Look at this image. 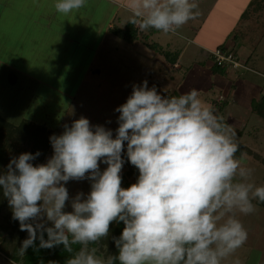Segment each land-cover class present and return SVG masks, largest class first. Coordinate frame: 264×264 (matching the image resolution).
I'll list each match as a JSON object with an SVG mask.
<instances>
[{"label":"clouds","instance_id":"1","mask_svg":"<svg viewBox=\"0 0 264 264\" xmlns=\"http://www.w3.org/2000/svg\"><path fill=\"white\" fill-rule=\"evenodd\" d=\"M114 3L141 32L175 33L198 15L194 0ZM86 5L53 2L63 16ZM115 111V135L80 117L50 136L53 153L46 162L34 163L39 151L25 152L0 172L12 219L28 234L19 255L62 245L72 254L65 264H223L248 238L238 216L251 214L253 201L264 202V185L255 184L253 170L236 155L233 127L196 89L166 96L147 80L134 84ZM125 155L139 173L127 188ZM84 180L90 191L70 196L66 185ZM120 222L121 234L112 237L117 254L98 256L89 245L107 239Z\"/></svg>","mask_w":264,"mask_h":264},{"label":"rangeland","instance_id":"2","mask_svg":"<svg viewBox=\"0 0 264 264\" xmlns=\"http://www.w3.org/2000/svg\"><path fill=\"white\" fill-rule=\"evenodd\" d=\"M4 1L1 2L4 3ZM6 1L9 2V0ZM200 1L196 9L198 13L196 19L182 26L181 31L194 37V32L197 30L195 27L198 28L205 21H207L205 23L207 28H211L210 24L213 23L214 15L209 16L208 11L212 4L216 3L214 14L217 15L216 13L222 10L229 11L231 18L226 20V25L220 28L218 35H213V39L221 41V36L231 31L229 36L222 40L221 43H224L232 34L237 33L240 36L241 61L247 64L250 60L248 67L258 71L257 76L264 75V11L258 16L252 15L251 18L241 21L237 11L246 9V0ZM105 2L98 0V10L96 14L88 12L91 15L89 18L83 16V9L93 10L94 4L92 7L89 5L78 11V14L74 16L77 18L69 29L70 34L69 27L63 26L65 22L55 27V31L60 32L55 40L51 37L45 41L41 40L43 32L33 28L14 30L16 36L10 37H8V29L2 30L0 57L6 56L5 60L14 67L25 65L26 68L34 71L36 78L45 81L43 83L52 81V87L47 88L35 81L30 82V85L17 84V87H21V92H13L14 86L1 88L0 115L14 124H18L22 119H28L38 125L45 124L49 129L58 130L57 135L63 132L65 125L85 117L92 125H104L112 129L115 135L119 116L115 109L126 102L134 84L139 85L147 80L151 88L155 86L156 81L160 84L156 86L157 90L166 96H173V94L179 96L191 89H196L200 98L212 105L218 116L223 119L227 117L226 124L233 127L236 132L238 145H242L252 153L251 155L244 151L245 153L242 154L245 165L253 170L252 180L258 186L264 185V163L261 160L264 159V108L262 110L259 108L258 111L248 108L240 115L232 110L231 112L240 119L230 118L226 109L232 107V102L225 109L224 106L227 104L225 100L218 101L217 98L225 93L227 99V93H233V89L231 86L222 89L221 86L219 88L214 85L218 80L207 72L213 61L212 63L210 60L202 62L199 56L203 55L197 47L175 36L177 33L164 34L155 31L149 33L146 39H139L134 44L128 43L119 38L114 33V29H109L111 12L108 10L109 5ZM9 13H6L7 18ZM116 24L122 26L118 22ZM228 24L230 26L234 24L231 30L227 27ZM66 27L68 36L79 41L72 44L68 52H66L67 46L63 45L67 36L62 33ZM148 44L163 47L164 50L171 52H176L180 48L185 49L180 61L182 69L172 72L165 66L160 52L150 48ZM97 69L101 71L98 73ZM227 72L239 74L240 71ZM208 74L209 77L206 76ZM172 75L176 78H172ZM257 78L260 83L250 87L246 86L245 79L240 77L242 84L239 85V92L243 93L245 88L249 94L260 93L259 91L264 89V77ZM245 95L248 96V94ZM262 102L264 106V100ZM20 150L22 152L16 153L13 157H18L25 152L30 153L31 147L23 145ZM52 153L51 146L42 163L46 162ZM105 167L106 165L101 164V170ZM126 173L125 163L121 176ZM66 187L70 196H75L77 192L87 194L90 191V182L88 180L70 181ZM253 204L255 207L251 214L238 216L247 230V241L223 264H236L237 261L238 264H264V207L259 205L258 201H253ZM66 210L70 211V206ZM11 215L12 211L7 202L0 215V225L5 224L7 217ZM1 241L0 239V243ZM96 254L106 258L107 246L96 248ZM0 264L14 263L0 252Z\"/></svg>","mask_w":264,"mask_h":264},{"label":"crops","instance_id":"3","mask_svg":"<svg viewBox=\"0 0 264 264\" xmlns=\"http://www.w3.org/2000/svg\"><path fill=\"white\" fill-rule=\"evenodd\" d=\"M1 1L2 0H0V31H1L0 39L3 38V33H2L3 29L9 30L8 37H10V36H16V32L14 30H22V29L30 30L33 28L35 30H40V32H43L41 34V40L44 39L45 41L49 39L50 37L52 40H55V38H57L60 33L58 31H55V27L60 26L61 24H63V22H65V25L63 24V26L69 27L68 28V32H69V29L71 28L73 21L75 20V18H77V17L74 18V16L78 14V12H74L68 16H63V15L56 13L53 8L54 0L52 1L51 0H13V3H11V0H9V2L5 0L4 3H2ZM103 1H106L105 3L109 5L108 10H110L111 12L110 17H109V22H108L109 29H115L117 28V26L119 28H125L126 25L128 24L127 22H128L129 14L123 8L117 7L116 4L114 3V0H103ZM97 2L98 0H87L86 6L91 5L92 7V4H94V7H93V10H90V11L88 10L86 11L87 8H85V10L83 9L82 14L83 16H85V18L91 17V15L88 14V12H93L94 14H96V11L98 10ZM194 2L198 5L200 4L201 1L194 0ZM246 2H247L246 9L245 10L241 9L237 11V14L239 15L238 18L241 19V21L244 19L251 18L252 15L258 16L259 14H261V12L264 11V8H263L260 11L249 13L251 11L249 9L251 8V4L253 3V0H246ZM215 4L216 3L212 4V6L209 8V11H208L209 16L214 15L212 16L213 23L210 24L211 28H207L205 24L207 21H205L202 24H200L198 28L195 27V29L197 30L194 32V37H191V35H188V33L182 32L181 29H178L177 32H175V34L177 33V35L175 36L183 39L187 43H192L194 46L197 47V50L200 51V53L203 55V56H199V58L202 59V62L204 63L207 62L208 60H210L212 63L213 61L212 52L221 45H225V46L229 45L228 47L235 50L238 53V55L241 51L240 43H239L240 36L237 33L234 35L232 34L229 37V39L224 43H221L222 40L226 38L227 36H229V33L231 31H229L228 34L226 33L225 36L222 35L221 41H216L215 39H213V35L215 34L218 35L220 33V28L223 27V25H226V20H229L231 18V12L230 13L229 11L224 12V10H222L219 13L215 12L217 14L215 15L214 14ZM80 11L81 9L79 10V12ZM7 12H10L8 18L6 16ZM245 12H248V14H246V16L243 17V14ZM117 22L121 24L122 26L116 24ZM233 25L230 26L228 24L227 27H229V29L231 30L233 28ZM67 27L65 31L62 32L67 36V39H65V42H63V45L65 44L67 46L66 52L70 50V47L72 44L79 43L78 40H73L70 36H68ZM142 33H149V32H142ZM176 52L179 53V57L177 59L176 64L168 63L166 59L163 57L165 66L168 69H171L172 72L182 69V65L180 61L182 60L181 58L184 55L185 49L180 48ZM5 58L6 56L0 57V89L1 88H11V86H14L13 92L15 91L21 92L22 89L19 86L17 87V84L26 83L30 85V82L33 83L35 81L38 82L39 84H42V86L45 85V87L47 88L52 87L51 86L52 81H50L49 83H43L45 81L41 80V78H36L37 76L34 73V71L29 70L28 68H26L25 65L21 67L11 66L8 64V61H6ZM249 62L250 60H248V63ZM213 67L214 65L212 63L211 66H209L210 70L207 72H210L211 76H213L214 79L218 80L217 84H214V85L219 88L221 86L222 89L223 87L229 88L231 86L233 89V93H227L228 95L227 99H226L225 93H223V95H220L217 98L218 101L225 100L224 102L227 103L226 106H224L225 109L228 107V104L232 102L233 104L232 107L226 109V111L229 113L230 118L236 117L237 119H240V117L235 115V113L231 112L232 110L236 112V114L240 115L243 111H247L248 108L251 109L252 111H256V110L258 111L259 108H261V110L262 108H264L263 104L261 105V107L255 108V103H257L258 105L263 103L262 101L264 100V93L262 91H264V89L260 90L259 91L260 93L258 94H251V93L249 94L245 88L243 90V93L239 92V85L242 84L240 81V77L245 79L247 83L246 86L249 85L250 87H252V86H255L256 83H260L258 82L257 77L261 78L262 76L264 77V75L259 74V76H257L258 71L252 68L250 71L242 70L238 72L239 74L237 73L230 74L227 71H225L224 73H214L212 70ZM100 71H101L100 69L96 70V72L98 73ZM206 76L209 77V74ZM171 77L174 78L175 75H172ZM171 80H174V79H171ZM157 85H160V84H158L155 81V86ZM245 94H248V96ZM226 118L225 120L226 122H228ZM23 120H28V119H22V121ZM22 121H20L18 124H20Z\"/></svg>","mask_w":264,"mask_h":264},{"label":"trees","instance_id":"4","mask_svg":"<svg viewBox=\"0 0 264 264\" xmlns=\"http://www.w3.org/2000/svg\"><path fill=\"white\" fill-rule=\"evenodd\" d=\"M263 8L264 0H253L251 8L249 9L251 11L249 13L260 11ZM246 14H248V12H245L243 17L246 16ZM113 31L119 38L133 44L139 39H146L149 33H154L156 30L149 29V33H142L134 25L127 24L125 28L117 27ZM148 46L159 51L168 63H177L179 57L178 52H170L157 45L148 44ZM224 47L225 45H221L218 48ZM212 70L214 73H224L226 71L225 69L217 67L215 64ZM261 105L262 103L259 105L255 103V108L261 107ZM223 120L226 123V120ZM57 132L58 130L49 129L45 125H38L29 120H23L20 124H14L5 120L0 115V172L6 170V166L10 161L9 159L16 155V153L19 154L22 152L20 147H23V145H29L31 147L30 153L35 154L39 151L41 155L36 161H34V163H42L44 160L43 158L51 148L49 138L53 134L57 135ZM244 151H246V153H251V151H248L245 147L239 145V151L236 154L237 157H241ZM124 158L127 166V173L122 175V186L127 188L136 182L139 173L134 166L127 162L126 155ZM261 160L264 163V159ZM6 203L7 199L3 197L2 191H0V215ZM258 204L264 207V202L258 201ZM122 229V222L119 224L113 223L111 225L110 236L107 239L89 245V247L96 249L105 245L108 249V256L116 255L117 249L115 248L112 237H118L121 234ZM27 235V232L19 230V222L13 220L12 215L7 217L6 223L0 225V239L2 240L0 243V252L9 258L14 264H65L66 260L72 255L66 252L61 245L54 249H33L30 247L24 256H20L19 247L21 246L22 241L27 238ZM36 243L38 245L39 242L37 241ZM79 247L80 245H73L74 251L78 250Z\"/></svg>","mask_w":264,"mask_h":264},{"label":"built area","instance_id":"5","mask_svg":"<svg viewBox=\"0 0 264 264\" xmlns=\"http://www.w3.org/2000/svg\"><path fill=\"white\" fill-rule=\"evenodd\" d=\"M212 58L217 67L225 69L226 71H250L251 69L246 62L241 61L238 53L228 46L215 49L212 52Z\"/></svg>","mask_w":264,"mask_h":264}]
</instances>
